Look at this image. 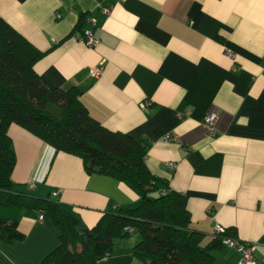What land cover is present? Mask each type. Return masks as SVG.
I'll return each mask as SVG.
<instances>
[{
	"label": "crops",
	"instance_id": "0c3cea01",
	"mask_svg": "<svg viewBox=\"0 0 264 264\" xmlns=\"http://www.w3.org/2000/svg\"><path fill=\"white\" fill-rule=\"evenodd\" d=\"M0 19L43 54L33 69L45 87L76 88L102 127L147 144L149 172L186 198L188 228L202 246L218 225L264 264V0H0ZM208 114L217 116L211 137ZM7 135L14 190L70 206L87 230L142 198L18 125ZM18 231L21 241L0 243V264H42L58 245L44 217L21 218ZM139 239L115 236L98 264H144L133 255ZM210 255L213 264L241 259L228 247Z\"/></svg>",
	"mask_w": 264,
	"mask_h": 264
},
{
	"label": "trees",
	"instance_id": "16d2710c",
	"mask_svg": "<svg viewBox=\"0 0 264 264\" xmlns=\"http://www.w3.org/2000/svg\"><path fill=\"white\" fill-rule=\"evenodd\" d=\"M42 56L0 19V243L21 241L19 220L42 215L58 237L57 247L42 264H98L112 252L113 238L131 231L140 238L133 255L144 264H213L210 251L226 247L222 241L235 239L234 230H225L202 246L203 237L188 228L186 198L149 172L147 144L102 127L88 115L76 88L45 87L33 69ZM11 124L58 152L80 158L87 174H102L132 185L141 193V200L109 209L87 230L70 206L18 193L11 181L16 164L7 135ZM156 192L158 196L149 197Z\"/></svg>",
	"mask_w": 264,
	"mask_h": 264
},
{
	"label": "built area",
	"instance_id": "2783aa9c",
	"mask_svg": "<svg viewBox=\"0 0 264 264\" xmlns=\"http://www.w3.org/2000/svg\"><path fill=\"white\" fill-rule=\"evenodd\" d=\"M102 12L104 14H108L109 10L104 8V9H102ZM60 18H61L60 15H56L57 20H59ZM86 23L91 27V25H93L94 21L88 18L86 20ZM83 37H84L83 42L87 47L90 48L96 44L94 34L91 30L86 29L84 31ZM101 72H102L101 68H96L93 71V76L95 78H98L100 76ZM216 121H217V116L214 114H208V115H206V117L204 119L203 125H204L209 137L213 136V134H214L215 127H216ZM169 139H170V135H165L162 138V141L168 142ZM170 168H173V166L170 165ZM161 194H164V191H162ZM37 219L39 221H41L43 219V216L38 215ZM126 231L130 232L131 230L126 229ZM224 231H225V229L216 225L213 229L212 236L216 237L217 235L224 233ZM222 245L229 247V248H233L241 254V259H240L239 264H255V259H254L253 254H252L251 246H247V244H242L239 241H237L236 239H230V238L224 239L222 241Z\"/></svg>",
	"mask_w": 264,
	"mask_h": 264
}]
</instances>
